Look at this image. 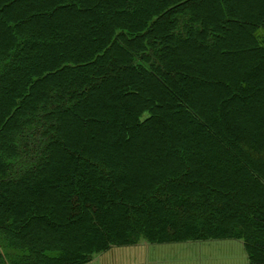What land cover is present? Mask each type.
Listing matches in <instances>:
<instances>
[{
	"label": "trees",
	"instance_id": "obj_1",
	"mask_svg": "<svg viewBox=\"0 0 264 264\" xmlns=\"http://www.w3.org/2000/svg\"><path fill=\"white\" fill-rule=\"evenodd\" d=\"M230 237L264 264V0H0V264Z\"/></svg>",
	"mask_w": 264,
	"mask_h": 264
},
{
	"label": "crops",
	"instance_id": "obj_2",
	"mask_svg": "<svg viewBox=\"0 0 264 264\" xmlns=\"http://www.w3.org/2000/svg\"><path fill=\"white\" fill-rule=\"evenodd\" d=\"M235 239L238 238L120 246L110 253L106 264H248L243 241ZM179 243L184 244L181 251L177 249ZM111 248L116 247L103 252Z\"/></svg>",
	"mask_w": 264,
	"mask_h": 264
},
{
	"label": "rangeland",
	"instance_id": "obj_3",
	"mask_svg": "<svg viewBox=\"0 0 264 264\" xmlns=\"http://www.w3.org/2000/svg\"><path fill=\"white\" fill-rule=\"evenodd\" d=\"M216 239H218V238H216ZM216 239H202V240H216ZM220 239H223V238H220ZM202 240H187V241H173V242H188V241H202ZM235 240H238V239H235ZM173 242H159V243H173ZM233 242H235V241L233 240ZM237 242H239V240ZM159 243L139 242L137 244H131V245H145V244H159ZM182 244L183 243H179V246L177 247L178 251L179 250L181 251L183 249L184 244L183 245ZM131 245H117V246L113 245L111 247H116V248H111L110 250H108L105 253L103 252L100 254H96L95 256L92 257L91 260H89V262H86L83 264H106V263H109L108 261H109L110 253H112L113 251L119 250L120 246H131ZM183 254H184V252H182V254H180V255H183ZM119 257H121V256L119 255Z\"/></svg>",
	"mask_w": 264,
	"mask_h": 264
}]
</instances>
